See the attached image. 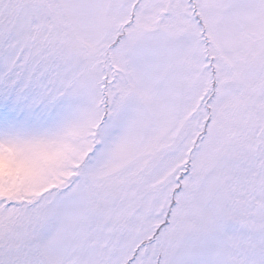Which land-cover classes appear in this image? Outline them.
<instances>
[{
  "label": "snow or ice",
  "instance_id": "snow-or-ice-1",
  "mask_svg": "<svg viewBox=\"0 0 264 264\" xmlns=\"http://www.w3.org/2000/svg\"><path fill=\"white\" fill-rule=\"evenodd\" d=\"M0 264H264V0H0Z\"/></svg>",
  "mask_w": 264,
  "mask_h": 264
}]
</instances>
